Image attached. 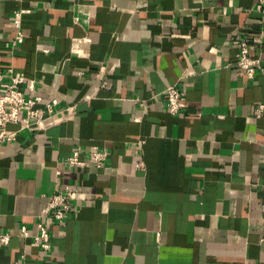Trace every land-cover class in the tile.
I'll return each instance as SVG.
<instances>
[{"label":"crops","instance_id":"obj_1","mask_svg":"<svg viewBox=\"0 0 264 264\" xmlns=\"http://www.w3.org/2000/svg\"><path fill=\"white\" fill-rule=\"evenodd\" d=\"M262 1L0 0V70L63 112L44 133L7 127L19 134L0 145V264H264ZM238 37L262 66L251 79ZM174 84L186 100L171 116ZM93 148L109 152L99 169ZM74 152L84 167L68 166ZM65 186L74 212L47 221L46 254L18 233Z\"/></svg>","mask_w":264,"mask_h":264},{"label":"built area","instance_id":"obj_2","mask_svg":"<svg viewBox=\"0 0 264 264\" xmlns=\"http://www.w3.org/2000/svg\"><path fill=\"white\" fill-rule=\"evenodd\" d=\"M263 1L258 0L256 9L262 10ZM26 11H19L13 14L14 35L12 46L16 47L23 43L25 34L22 30V15ZM237 54L236 65L248 78H252L256 71H261L262 66L259 59L250 56V45L246 37H238L236 40ZM5 76L9 81L5 82ZM22 77L16 76L12 69H7L5 74L0 70V145L14 144L17 140L19 130H28L30 132L44 133L53 127L57 121V116L61 113L58 109L59 102L55 92H51L47 98L42 96L27 97L21 90L24 83ZM31 91L34 89L33 81L30 82ZM164 104L167 113L176 116L181 113L186 94L178 88V85L167 86L164 90ZM73 107L66 108L64 111L69 114ZM255 117L264 115V104L259 105L254 111ZM12 124H18V131H9L7 127ZM109 157L106 150L93 148L89 154L90 161L96 168H101ZM69 167H84V162L79 160V153L74 152L68 159ZM71 191V186H65L57 190L46 199V205L39 214V221L36 224L35 231L30 232L22 227L18 235L24 239L31 240L32 244L38 246L44 253H51L50 235L48 222L51 221L58 226H62L68 215L74 212L69 202L67 193ZM10 235L0 234V246H7L10 241ZM16 264V263H15Z\"/></svg>","mask_w":264,"mask_h":264}]
</instances>
